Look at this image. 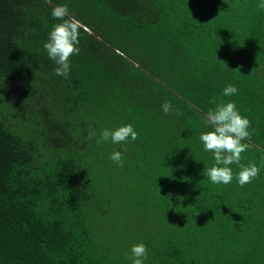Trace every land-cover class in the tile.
Segmentation results:
<instances>
[{
	"label": "trees",
	"instance_id": "16d2710c",
	"mask_svg": "<svg viewBox=\"0 0 264 264\" xmlns=\"http://www.w3.org/2000/svg\"><path fill=\"white\" fill-rule=\"evenodd\" d=\"M260 3L0 0V264H132L139 243L145 264H264ZM59 5L81 23L67 79L44 48ZM227 102L254 129L243 187L240 165L230 184L206 174L204 116ZM127 124L136 141L97 144Z\"/></svg>",
	"mask_w": 264,
	"mask_h": 264
},
{
	"label": "clouds",
	"instance_id": "9594fccd",
	"mask_svg": "<svg viewBox=\"0 0 264 264\" xmlns=\"http://www.w3.org/2000/svg\"><path fill=\"white\" fill-rule=\"evenodd\" d=\"M259 8L264 9V0H261ZM52 17L61 21L53 25L44 48L49 59L54 61L55 74L65 79L69 78L71 71V58L79 55L81 23L74 16H69L67 5H59L53 8ZM236 86L229 84L223 89L224 96L237 94ZM165 114L182 115L178 109H174L171 102H164L161 105ZM204 119L211 130L203 132L200 140L204 150L214 154L215 166L207 169V176L214 184H230L234 178L233 170L229 165H240L238 173L239 185L243 187L250 184L259 177L260 168L256 164L244 166L241 164L242 154L252 147L250 143L254 129L251 121L240 114L234 102L221 103L215 109L209 110ZM96 136L93 129L89 130L88 139ZM111 140L113 144H127L129 139L136 141L138 133L131 124L117 128L116 130L104 129L99 134L97 144ZM248 141V142H245ZM123 152H114L110 159L122 166ZM149 257V249L143 243L135 244L131 248L132 264H145Z\"/></svg>",
	"mask_w": 264,
	"mask_h": 264
}]
</instances>
